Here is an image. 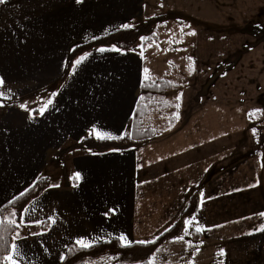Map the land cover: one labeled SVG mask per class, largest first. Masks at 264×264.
<instances>
[{
    "label": "crops",
    "instance_id": "obj_1",
    "mask_svg": "<svg viewBox=\"0 0 264 264\" xmlns=\"http://www.w3.org/2000/svg\"><path fill=\"white\" fill-rule=\"evenodd\" d=\"M150 6L147 0L0 4V97L9 99L0 101V207L38 178L48 179L13 233L11 244L16 233L27 237L20 264H61L68 245L82 237L99 242L123 233L131 241H149L177 219L163 195L147 198L136 149L148 142L102 153L77 146L87 136L96 137L94 127L114 136L130 133L128 120L144 77L136 46L104 53L97 49L111 44L95 46L75 57L72 64L91 53L66 72L71 48L123 25H138L150 17ZM55 82L56 89L47 91ZM49 99L53 103L41 115L39 109ZM63 152L69 177L61 180L53 176L64 169ZM13 212L9 209L4 217ZM186 249L187 243L181 258Z\"/></svg>",
    "mask_w": 264,
    "mask_h": 264
},
{
    "label": "rangeland",
    "instance_id": "obj_2",
    "mask_svg": "<svg viewBox=\"0 0 264 264\" xmlns=\"http://www.w3.org/2000/svg\"><path fill=\"white\" fill-rule=\"evenodd\" d=\"M147 2L156 40L143 51V69L172 86L142 120L157 135L136 149L138 168L147 198L163 195L177 219L200 192L186 218L198 225L151 256L155 264H264V0ZM64 153L56 179L69 177ZM197 226L205 229L198 251L187 247L181 258Z\"/></svg>",
    "mask_w": 264,
    "mask_h": 264
},
{
    "label": "trees",
    "instance_id": "obj_3",
    "mask_svg": "<svg viewBox=\"0 0 264 264\" xmlns=\"http://www.w3.org/2000/svg\"><path fill=\"white\" fill-rule=\"evenodd\" d=\"M156 19L153 17L139 23L136 26H129L128 28H118L108 34L91 39L85 43L79 44L71 48L67 60L66 72L72 65L73 60L78 55L90 50L99 45H116L123 49H133L139 42L140 37H151L150 40L141 41L143 46L151 44L156 40L155 34ZM155 34V35H154ZM143 81V80H142ZM169 80L161 78L155 79L156 87H143L141 84L140 94L145 99L137 102L132 116L128 123L130 126V133L128 135H119L120 139H98L95 136H87L79 141L78 146H82L89 151L102 153L116 149V151H123L138 146L157 135V131L148 125H143V118L148 114L150 106L157 99L162 98L171 88L172 84L167 83ZM144 83H149L145 81ZM58 86L55 82L51 84L46 90L53 91ZM0 101H9L0 97ZM48 187L47 177L38 178L26 188L23 192L25 195L18 194L11 200L7 201L0 207V220H4L5 213L9 209L15 210L14 219L19 223L21 221V214L29 202L39 196L43 190ZM200 192L199 190L192 193L189 197L188 204L183 210L179 218L168 228L159 233L154 239L155 241L146 245H139L133 243L130 247H121L117 238L105 239L95 242L94 246L88 249H81L79 245L71 242L68 245L67 252L61 264H89L99 258H112L113 264H147L150 256L155 250L164 243L167 239L177 237L181 234L184 228V221L187 217L195 213L199 204ZM19 198V199H17ZM17 227L8 224L7 222L0 224V264H6L3 257L10 251L13 233ZM201 232L192 231L191 247L188 249L194 252L199 244ZM112 255V257H111ZM179 264H184L180 262Z\"/></svg>",
    "mask_w": 264,
    "mask_h": 264
},
{
    "label": "snow or ice",
    "instance_id": "obj_4",
    "mask_svg": "<svg viewBox=\"0 0 264 264\" xmlns=\"http://www.w3.org/2000/svg\"><path fill=\"white\" fill-rule=\"evenodd\" d=\"M5 2H6V0H0V4H4ZM75 2L79 4V3H82V0H75ZM122 27L128 28L129 25H123ZM140 39L143 42L145 40H150L152 38L151 37H140ZM140 48H141L140 55L143 56V43L140 45ZM97 51L100 52V53H104V52H120L121 49L118 48L116 45H112L109 48L101 47V48L97 49ZM90 55H91V53H85L84 55L80 56L72 64L73 69L75 70L76 67L79 66L80 64H82L85 60H87ZM189 59H191V58L189 57ZM171 63L172 62L169 61V64H171ZM143 72H144V77H143V81L141 82L142 86L143 87H156L157 85L155 83V80L150 75V70L148 68H144L143 69ZM145 81H147L149 83L146 84V83H144ZM167 83L170 84L171 82L169 81ZM3 84H4V80H3V78H0V86H2ZM3 95H4V93L0 92V96H3ZM52 95L55 96L56 93H53ZM140 99L141 100H144L145 98L143 96H141ZM180 99H181L180 96H177L176 97V100L177 101H179ZM52 103H53V101L51 99L47 100L45 102L44 106L39 109L40 114L42 115L47 110L48 106H50ZM164 103L167 104L168 102L167 101H164ZM0 106H2V105H0ZM20 107L27 110V105L24 104V103H21L20 104ZM175 108L178 110L180 108V104L179 103H176L175 104ZM256 111H259V110H256ZM173 115H174V117L176 119H179V113H178V111L176 113H174ZM252 115H253V113H249V116L250 117ZM92 131L95 132L96 137L98 139H120L121 138V137H118V136H114V135H112L111 133H108V132L99 131L95 127L93 128ZM253 132L255 134V132H256V129L255 128L253 129ZM125 135H128V134L126 133ZM115 150L116 149H114V151ZM262 167H264V164H262ZM74 178L75 179H79L80 178V173H76ZM253 186H255V185H253ZM52 187H59V185H52ZM20 195L23 196V195H25V193H21ZM202 195L203 194H201V196ZM17 199H19V198H17ZM201 203H203V200H201ZM24 212L27 213L28 212V209L25 208L24 209ZM15 215H16L15 212L11 213V216L14 217ZM259 215L264 216V212L260 213ZM22 219H23V217H21V220ZM49 219H51L52 222L55 223V218L54 217H50ZM194 221H196V217L195 216H192L190 219H186L183 222L186 225V227L183 229V231H184L185 234H188V227L191 226ZM5 222H7L8 224L13 225V226H15L17 228L20 227V224H18L15 219H12L10 217H6V218H4V220H0V224L5 223ZM37 223H40V222L37 221ZM196 223L198 225V221H196ZM204 230L205 229L202 226H197L196 227V231L197 232H202ZM259 230L260 231H264V225H261ZM32 235H36V233H32ZM41 235H42V233H41ZM26 239H27L26 236H21L19 233H16V236L14 237V240L16 242H13L11 244V251L7 255H5L3 257V261L6 262V264H20L21 260L26 255L23 252V249H22L23 241H25ZM177 239L178 240H183V236H179V237H177ZM117 240L120 242L121 247H130L133 243L139 244V245H146V244H150V243H155V241H144V240L131 241L123 233H121L117 237ZM95 242H96V238H94L92 240H89L86 237H82V238H79V239L76 240V244L79 245L81 249L91 248V247L94 246ZM189 247H191V243L190 242H189ZM195 250L198 251V249H195ZM61 259H63V257H61ZM147 264H155V257L154 256L151 257L149 259V261L147 262Z\"/></svg>",
    "mask_w": 264,
    "mask_h": 264
}]
</instances>
